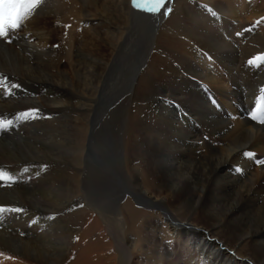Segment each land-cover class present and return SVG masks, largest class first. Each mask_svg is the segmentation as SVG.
Segmentation results:
<instances>
[{"label":"bare ground","instance_id":"bare-ground-1","mask_svg":"<svg viewBox=\"0 0 264 264\" xmlns=\"http://www.w3.org/2000/svg\"><path fill=\"white\" fill-rule=\"evenodd\" d=\"M146 6L39 0L0 37V264H128V222L145 264H264V0Z\"/></svg>","mask_w":264,"mask_h":264},{"label":"rangeland","instance_id":"rangeland-1","mask_svg":"<svg viewBox=\"0 0 264 264\" xmlns=\"http://www.w3.org/2000/svg\"><path fill=\"white\" fill-rule=\"evenodd\" d=\"M144 4H145V0H141ZM146 6V5H145ZM163 9V8H162ZM29 15H31V13H29V12H26V6H25V10H24V20L29 16ZM24 22H22V24H21V26L22 27H24ZM20 24H19V26H18V29H20ZM126 96V95H125ZM125 96H122L121 98H120V100H118V102H116L115 101V103L113 104L112 102H111V104L110 105H108L106 108H104V109H102L103 111V113H104V115H102V122L100 123V125H101V134H102V137H103V139H104V141H105V144L106 145H109L108 147H104V149L105 148H107L108 150H109V153H108V156L109 155H111L112 157L111 158H113V156H114V154H115V148L117 147V144L116 143H114V142H116V139L117 138H115L114 137V134H113V131H112V128H110V126L112 125V123H113V117L111 118L110 116H108V113L110 112V111H112V110H114V109H117V107L119 106V105H121V104H123L124 102L125 103H128L130 100L129 99H126V98H128V97H125ZM126 99V100H125ZM124 112V111H123ZM116 119V118H115ZM105 121H107V125H104V123H105ZM112 121V122H111ZM107 126H108V128H107ZM100 127V126H99ZM110 134V135H109ZM116 134V133H115ZM107 135V136H106ZM118 135V134H117ZM113 142H112V141ZM115 140V141H114ZM119 141V140H118ZM112 144V145H111ZM114 145V146H113ZM111 146V147H110ZM106 150V149H105ZM103 195H105V196H107V198L108 199H110L111 200V202H112V204L114 205V207L111 209V212L113 213V211H115L118 207H119V205H120V208H121V206L126 202V200H128L127 198H130V195H125L123 198L121 197L122 196V194L120 195V196H118L117 197V195H115L114 197L111 195V196H108V194L107 193H103ZM103 197V196H102ZM117 197V198H116ZM105 199V198H104ZM105 200H107V199H105ZM118 202V203H117ZM98 203V201L96 200V201H94V204H97ZM137 206H142L141 204H138L137 203V205H136V207ZM146 206H149V205H146ZM154 210H156V211H161V209H154ZM163 213V212H162ZM126 220H128V216L126 217ZM131 224H129V222L127 223V226L126 225H124V231H127V232H129L130 234H128V238L126 239V241L125 242H122V245H124L123 246V248H125V253H126V251H127V253H128V255H132V259L130 260V262L128 263V264H145V262H144V260H143V258L144 259H146V257H148L147 255H146V253H142V252H140V251H138L139 250V248H138V241H139V237L137 238V235H136V233L134 232V231H132V229H131V226H130ZM128 228V229H127ZM131 230V231H130ZM135 233V234H134ZM132 234H133V236H132ZM131 235V236H130ZM135 235V236H134ZM129 237L131 238V240L129 239ZM136 237V238H135ZM133 238V239H132ZM135 238V239H134ZM138 240V241H137ZM129 241V242H128ZM170 241V242H169ZM171 243V240H168L167 241V243ZM119 254V252H116V254H115V256L116 255H118ZM125 255V254H124ZM145 255H146V257H145ZM125 256H127V255H125ZM139 256V257H138ZM138 258V259H137ZM167 259H169L168 257H164V261H166V263H167ZM156 260H154L153 261V263L155 262ZM116 263V262H115ZM114 263V264H115ZM148 264H152V261H150V262H148ZM167 264H169V263H167Z\"/></svg>","mask_w":264,"mask_h":264},{"label":"snow or ice","instance_id":"snow-or-ice-1","mask_svg":"<svg viewBox=\"0 0 264 264\" xmlns=\"http://www.w3.org/2000/svg\"><path fill=\"white\" fill-rule=\"evenodd\" d=\"M39 3V0H0V37L7 35L9 28L16 29L19 26L21 16V10L26 5H35ZM166 0H145V4L138 3L137 0H133V4L137 8L145 7L149 13L159 12L165 6ZM256 60H264V56L256 57ZM255 61L249 60L248 63L251 65ZM21 115L27 116L30 113H22ZM5 127L3 123H0V128ZM250 155V154H247ZM261 163H264L262 161ZM0 179H4L3 175H0ZM6 211L5 208L0 207V212ZM12 211L20 212L22 209H12Z\"/></svg>","mask_w":264,"mask_h":264}]
</instances>
